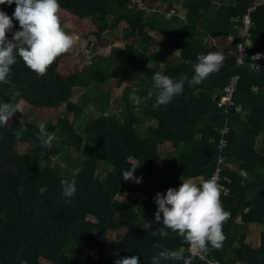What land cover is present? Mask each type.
<instances>
[{
	"label": "trees",
	"instance_id": "1",
	"mask_svg": "<svg viewBox=\"0 0 264 264\" xmlns=\"http://www.w3.org/2000/svg\"><path fill=\"white\" fill-rule=\"evenodd\" d=\"M228 1L210 15L206 0H186L183 6L188 22L165 30L158 27L163 14L153 12L148 20L142 11L129 7L130 0H59L60 11L91 20L94 36L124 21L125 38L136 40L125 46L118 62L142 82L130 96L128 93L122 98L119 117L104 115V111L93 117L84 113L83 103L77 106L71 102L72 90L88 87L89 94L96 91L92 103L103 107V98L108 97L103 85L112 75L120 78L117 66L108 72L111 64L107 69L104 63L98 64V77L96 56L75 72L64 74L59 65L67 51L45 73L38 74L17 58L11 66V83H0V100L10 102L17 94L36 108L58 111L64 107L54 122L46 124L47 131L56 134L51 145L42 144L38 125L19 111L0 126V264H41L40 259L50 264H93L88 251L96 252V264H113L115 258L131 254L139 256L140 264H152L154 256L159 264H183V259L170 258L166 253L181 251L187 257L190 243L171 230L166 237L155 234L162 225L154 219L152 198L157 192L178 187L184 179L200 177V184L210 177L225 118L216 101L234 74L240 76L234 101L241 110L228 115L221 174L228 192L220 195L229 216L222 225L225 239L221 247L209 245L204 257L218 264H264V228L259 231L258 246L245 242L249 226H264V56L258 71L248 66L264 49V3L253 7V0ZM0 7L11 15L15 5ZM247 9H252L247 48L250 60L236 68L232 55L201 83H191L197 56L217 51L215 47L205 49L202 38L232 35L234 49L237 29L231 18ZM207 22L217 26L203 31ZM60 26L64 28L61 21ZM13 30H18V25ZM153 30L168 46L180 50V62L165 61L163 47L156 48L148 33ZM157 71L184 81L182 94L166 105L155 102L154 91L148 97L152 74ZM136 98L139 104L134 102ZM143 113L157 123L153 128L141 124L144 133L139 134L133 123H143ZM166 141L173 147L171 164L159 158L158 151ZM132 167L139 183L121 178L123 171ZM77 168V191L70 199L65 198L61 180L73 178ZM240 170L248 173L247 179L239 175ZM119 196L125 200L120 201ZM120 228L125 233L119 241L104 238L107 231ZM193 264L207 263L195 259Z\"/></svg>",
	"mask_w": 264,
	"mask_h": 264
},
{
	"label": "clouds",
	"instance_id": "2",
	"mask_svg": "<svg viewBox=\"0 0 264 264\" xmlns=\"http://www.w3.org/2000/svg\"><path fill=\"white\" fill-rule=\"evenodd\" d=\"M12 5L15 7L11 15L0 7V83L3 84L11 83L9 79L11 66L16 64L18 57L32 71L43 74L48 66L58 56L67 52L73 44L72 37L60 26L59 0H0V6ZM233 18H231L232 21ZM14 21L18 25V30L15 31L13 30L16 27ZM237 26L239 27L240 23L234 24L237 29L236 35ZM248 41L250 43L249 35ZM262 56H264V49L255 54L252 59L258 60ZM223 60L224 55L219 51L199 54L193 64L194 75L191 83L199 84L210 74L218 71ZM249 63L250 61L248 66L252 69ZM151 79L153 85L148 92V97H151L154 91L155 102L159 105L168 104L183 92L184 81L182 80H174L171 76L159 71L154 72ZM134 102L139 104L141 101L136 98ZM17 110L12 103L0 100V126L6 124ZM152 123L157 122L152 121ZM38 128V136L42 144L51 145L56 139L55 132H48L44 122L39 123ZM16 134L19 136L21 132ZM134 169L136 168L124 170L121 178L139 183L140 177L133 176ZM78 172L77 168L73 172V178L61 180L62 194L65 198L70 199L75 195L77 187L74 176ZM239 175L243 179L248 177V173L244 170H240ZM221 187L217 177L213 175L200 184L187 178L178 187H169L163 193H155L152 198L156 205L154 219L162 225L155 234L166 237L169 234L168 230L178 233L185 237L190 243L191 251L199 253L201 259L204 258L209 245L220 248L221 242L225 239L222 225L229 216L220 201ZM166 255L170 258L183 259L184 264H191V257H184L181 251H168ZM138 257L135 254L124 255L115 258L113 264H140ZM152 264H159L155 256L152 258Z\"/></svg>",
	"mask_w": 264,
	"mask_h": 264
},
{
	"label": "crops",
	"instance_id": "3",
	"mask_svg": "<svg viewBox=\"0 0 264 264\" xmlns=\"http://www.w3.org/2000/svg\"><path fill=\"white\" fill-rule=\"evenodd\" d=\"M209 3V13L210 15L215 13L217 9L220 6L228 5V0H206ZM254 6H257L261 3H264V0H253ZM252 2V4H253ZM183 3V4H182ZM186 0H130L129 7L136 11L140 10L143 12V15L146 19H150L153 12H158L163 14V22L159 23L158 27H162L165 30H169V28H179L182 25H185L188 22L187 17V10L185 8ZM133 4H137L135 7L136 9H133ZM185 15V16H179V15ZM192 15V13H190ZM73 19H77L72 17ZM111 17L108 18V20H113ZM87 19V18H85ZM183 19L185 21H183ZM89 20V19H87ZM63 27H65L63 24H61ZM197 25H200V22L198 21L196 23ZM217 26V23L207 22L203 26V31H206L211 28H215ZM94 28V29H92ZM64 30H67L68 34L73 39V44L68 50V54L66 57L63 58V60L60 62L59 68L60 71L64 74H70L75 72V70L79 69L81 65H87L89 64L94 57L98 56V64L102 65L104 63V68L107 69L109 67V64H111V69L108 71L110 72L113 69V64L116 63V66L118 67V72H120L121 76L120 78H116L114 75L112 77L107 78L109 81V84L112 86L114 85L115 88L113 89L112 86L106 82V84L103 85V88L108 92V97L103 98L104 103L103 107H100L98 105V108L93 105L92 103V93H88L89 88L88 87H75L72 91H82L85 89L84 92L80 93L79 95H72L70 100L72 103L76 104L77 106H80L82 103L85 105V109L88 108V110L92 109L96 114L101 115L103 114L102 111H104V115L106 112L111 111L112 115L114 117L120 116V107L123 105L122 98L126 96L128 93V96H130L133 91L136 90L137 86L142 82L141 77L131 73L129 70H124L121 66L118 60L124 56V48L125 46H130L134 44L133 37L125 38V34L127 31V24L124 21L119 22L116 26L113 28L107 29L103 31L101 34L98 33V36H94L93 32L95 31V27L93 26L92 22L89 20L87 23L84 24L83 28H80L78 32L72 30L71 28H62ZM89 29V30H88ZM148 31V30H147ZM151 36V40L153 45L156 46V48H162L163 47V54L165 57L166 62L171 63H178L180 62V50L171 48L170 45L168 46L166 42L163 41L162 37L158 34L156 31H150L148 32ZM202 44L205 49H208L210 47H215L217 51L222 52L224 55V60L220 66H222L226 60L231 57L234 53V49L232 48V40L234 39V36L228 35L226 37L222 36H204L202 38ZM178 53V54H177ZM130 75V76H129ZM100 76V70L98 68V77ZM126 77V78H124ZM132 77V79H130ZM95 78H97L95 76ZM116 78V79H115ZM125 79V80H123ZM129 79V80H128ZM94 82L97 81L93 80ZM131 84H134L135 87H132ZM90 87V86H89ZM116 91V93H115ZM125 92V93H124ZM127 92V93H126ZM114 98L115 102L112 103V99ZM75 100L76 102H73ZM85 111V110H84ZM88 114V113H87ZM90 115V114H89ZM147 113H143L141 116L143 123L136 124L133 123L134 126L138 127L141 124L149 127H155V124L152 123V116H147ZM147 119V120H146ZM259 138V137H258ZM166 143H170L167 142ZM171 144V143H170ZM172 146V145H171ZM165 142L161 145L158 153L159 158L162 161H165L169 164L173 163L174 159V153H173V147L172 151L170 149H167ZM166 158L165 160H163ZM193 182L197 183L201 181L200 177L191 178ZM250 228L247 231V236L245 242L248 243L252 247H256L259 244V231L264 228V226H249Z\"/></svg>",
	"mask_w": 264,
	"mask_h": 264
},
{
	"label": "built area",
	"instance_id": "4",
	"mask_svg": "<svg viewBox=\"0 0 264 264\" xmlns=\"http://www.w3.org/2000/svg\"><path fill=\"white\" fill-rule=\"evenodd\" d=\"M251 9H247L246 12L241 17H234L233 22L235 24L240 23L241 25L238 27V33L236 35V43H235V66L239 68L246 64V61L250 60V55L247 51V47L250 45L248 41L249 35V28H250V17L249 14ZM243 56V57H242ZM259 60H250V67L256 71L259 70ZM240 76L239 74L232 75L229 80L227 81L226 85L222 88L219 98L216 102V107L225 115L223 126L220 130V138L216 142L215 145V157H214V167L213 171L210 175H215L217 177L218 183L222 186L221 193H227L228 190L226 189L225 185L221 183L222 179V172L225 165V154L224 149L226 147V138L229 131V124H228V115L233 112L238 114L241 110L240 106L237 105L234 101V94L237 90L238 82ZM209 177V178H210ZM191 257V264H193V260L198 259L203 261L207 264H218L216 261H211L204 257L201 259L199 253H193L191 251V246L189 245L188 256ZM184 264V261H183Z\"/></svg>",
	"mask_w": 264,
	"mask_h": 264
},
{
	"label": "rangeland",
	"instance_id": "5",
	"mask_svg": "<svg viewBox=\"0 0 264 264\" xmlns=\"http://www.w3.org/2000/svg\"><path fill=\"white\" fill-rule=\"evenodd\" d=\"M134 5L136 6L137 4H133L132 5L133 9H136L137 7H135ZM253 5H254V2H253ZM58 15L60 17L61 24H63L67 28H71L74 31H76V30H78L80 28H83L84 24L89 21V20H87L85 18H83V19H73L72 16L69 15L65 11H59ZM92 29H94V28H92ZM65 32L68 34L67 30H65ZM113 68H116V63L113 64ZM94 70L98 71V60L95 63ZM130 79H132V77H130ZM106 80H107V83L109 84V82H108L109 80L107 78H106ZM110 85L111 84H109V86ZM131 86L135 87L134 84H131ZM112 88L114 89L115 86L113 85ZM84 91H85V89L82 90V91L75 90V91H73V95H75V96L79 95L80 93H82ZM96 93H97L96 91H92V95L93 96L95 95V97H97ZM115 93H116V91H115ZM111 101H112V103H114L115 102L114 98ZM73 102H76V101L73 100ZM10 103H12L14 106L17 107V109H18L17 111H19L23 117H26L28 120L34 122L37 125H39V123H41V122H44L45 124L50 123V122H54L55 121V116L56 117L59 116L60 113H61V110L64 107V105H62L58 109V111H54V110H51L49 108H36V107H33V106L25 103L23 100H20V98H19V96L17 94L14 95L11 98ZM84 113L85 114L88 113V114H90L93 117L100 116V115L96 114L92 109L88 110V108L85 109ZM105 115H112V112L108 111V112L105 113ZM67 118L69 120L71 119L70 116H68ZM84 121H85V119L83 118L82 122H84ZM140 128H141L140 126L136 127V129L139 132V134H141V133L143 134L144 131H142ZM259 143H260V139L257 138V144H259ZM165 145H166V147H168L167 149H170L172 151V146H171L170 143H166L165 142ZM165 159L166 158H164L163 160H165ZM51 164L52 163H49L50 167L52 166ZM96 174H97V172H96ZM101 175L104 176V173H101ZM118 198H119L120 201H124L125 200V197H123V199H122V197L119 196ZM89 219L93 220L92 218H89ZM235 219L237 220L238 216ZM124 233H125V229L124 228H120V229H118L116 231H107V233L105 234L104 238L107 239V240H111V241H119L123 237ZM94 236H95L96 239L100 238V235H98V234H95ZM257 238L259 239V237H257ZM86 254H87L88 258L93 262V264H96V262L98 261V256H97L96 252L95 251H88ZM70 256L73 257V255H70ZM39 261H40L41 264H50L48 261H46L44 259H40Z\"/></svg>",
	"mask_w": 264,
	"mask_h": 264
}]
</instances>
